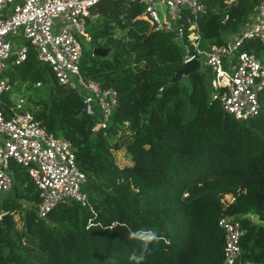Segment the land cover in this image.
<instances>
[{"label": "trees", "instance_id": "1", "mask_svg": "<svg viewBox=\"0 0 264 264\" xmlns=\"http://www.w3.org/2000/svg\"><path fill=\"white\" fill-rule=\"evenodd\" d=\"M259 1L203 0L200 46L224 42ZM86 27L92 46L83 47L81 71L118 95L105 128L92 131L100 114L87 113L82 96L59 84L32 46L4 70L12 81L6 101L24 96L48 131L70 141L88 204L66 198L39 217L38 187L10 160L0 214L14 221L19 212L23 227L9 232L0 223V264H137L142 242L129 233L139 229L162 237L139 264H224L222 215L237 216L245 230L237 264H264V90L260 112L237 119L212 97L209 68L171 82L193 44L187 33L177 40L154 29L137 0H98ZM94 47L112 51L95 55ZM241 48L263 52L264 43L246 38ZM118 150L129 163L119 164Z\"/></svg>", "mask_w": 264, "mask_h": 264}, {"label": "built area", "instance_id": "2", "mask_svg": "<svg viewBox=\"0 0 264 264\" xmlns=\"http://www.w3.org/2000/svg\"><path fill=\"white\" fill-rule=\"evenodd\" d=\"M98 0H0V193L12 184L9 161L26 166L39 190L37 214H46L66 198L88 204L82 190L86 174L76 162L70 141L48 131L27 107L22 95L6 101L12 81L4 70L27 57L30 46L38 59L47 62L59 84L75 89L83 99L84 110L100 114L92 131L108 125L118 103L117 91L102 86L83 74L80 68L82 42L91 40L86 17ZM134 1V0H131ZM143 4L154 29L187 33L195 53L185 54L183 63L202 55L210 69L209 85L213 98L237 119L257 115L264 90V51L242 49L246 38L264 43V0L256 3L247 19L224 42L200 46L196 22L203 0H137ZM227 14L222 19L227 18ZM25 38V43L18 40ZM200 60V59H199ZM218 226L224 234L223 263L237 264L245 232L235 215H222Z\"/></svg>", "mask_w": 264, "mask_h": 264}, {"label": "water", "instance_id": "3", "mask_svg": "<svg viewBox=\"0 0 264 264\" xmlns=\"http://www.w3.org/2000/svg\"><path fill=\"white\" fill-rule=\"evenodd\" d=\"M109 47L102 48V47H94L93 54L105 56ZM200 69V60L198 57H193L187 61H185L181 68L175 71L173 76L171 77L170 81L175 82L179 81L183 75L188 76L190 73ZM0 223L5 227L7 231L11 229L12 219H11V212L5 211L0 214Z\"/></svg>", "mask_w": 264, "mask_h": 264}, {"label": "rangeland", "instance_id": "4", "mask_svg": "<svg viewBox=\"0 0 264 264\" xmlns=\"http://www.w3.org/2000/svg\"><path fill=\"white\" fill-rule=\"evenodd\" d=\"M227 35L230 37V34H228V33L225 35V37ZM180 36L181 35L177 34V36H175V38L178 40ZM225 37H223V38H225ZM80 40L82 42V48L83 47L84 48H91L92 45H91L90 41L85 40L84 37H82V36L80 37ZM25 42H26L25 38H22V39L18 40L19 44L25 43ZM111 51H112V49L109 47V49H108V51H107V53L105 55H109ZM199 59H200V69L206 68V64H205V61H204V58H203L202 55H199ZM186 78H187V76L183 75L179 81L187 82ZM209 89H211L210 85H209ZM12 96L16 97L18 95L14 93V94H12ZM125 134H128V132H125ZM125 136H128V135H125ZM115 137H116V139H120V137H122V135L121 136H119V135L117 136L116 135ZM195 137L197 138L196 135H195ZM126 139H128V138H126ZM116 153H117V157H118V159L117 158L116 159L119 162V164L122 165V164L130 162L129 156L126 157L122 150H120V151L118 150V151H116ZM12 218H13L14 221H12L13 223L11 225V229L9 230V232L12 231L13 229H16V230L18 229L20 231L22 229V227H23L22 215L19 212H15V213H13Z\"/></svg>", "mask_w": 264, "mask_h": 264}, {"label": "clouds", "instance_id": "5", "mask_svg": "<svg viewBox=\"0 0 264 264\" xmlns=\"http://www.w3.org/2000/svg\"><path fill=\"white\" fill-rule=\"evenodd\" d=\"M129 238L133 240H139L142 242V252L136 257L135 255L132 257L137 260V264L144 259V253L148 251V245L152 242H158L162 239L155 231L151 229H139L136 231H130Z\"/></svg>", "mask_w": 264, "mask_h": 264}]
</instances>
